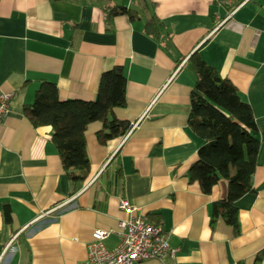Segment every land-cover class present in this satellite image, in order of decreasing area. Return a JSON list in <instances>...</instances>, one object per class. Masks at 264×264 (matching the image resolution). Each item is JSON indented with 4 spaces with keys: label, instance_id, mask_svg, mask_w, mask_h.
<instances>
[{
    "label": "crops",
    "instance_id": "obj_1",
    "mask_svg": "<svg viewBox=\"0 0 264 264\" xmlns=\"http://www.w3.org/2000/svg\"><path fill=\"white\" fill-rule=\"evenodd\" d=\"M152 18L158 39L144 32ZM195 51L235 86L256 125L253 192L235 202L236 228L213 215L227 182L203 194L189 180L204 144L189 126L195 76L186 61ZM115 66L126 105L113 114L130 130L100 144L102 124H89L88 178L71 184L50 128H34L24 105L44 83L61 101H93ZM0 90L12 94L0 123V264H77L96 230L110 233L103 245L114 250L127 219L121 200L177 249L174 260L139 264H264V0H0Z\"/></svg>",
    "mask_w": 264,
    "mask_h": 264
},
{
    "label": "trees",
    "instance_id": "obj_2",
    "mask_svg": "<svg viewBox=\"0 0 264 264\" xmlns=\"http://www.w3.org/2000/svg\"><path fill=\"white\" fill-rule=\"evenodd\" d=\"M109 9L111 15L134 19L125 7ZM144 32L158 39L160 25L152 18L145 23ZM186 64L195 76L189 96V126L204 141L189 169V180L197 182L203 194H210L221 179L227 182L226 198L214 205L213 215H220L236 228L235 202L253 192L251 179L257 165L259 142L252 135L256 130L252 110L240 100L235 86L208 66L198 51L189 56ZM125 86L123 70L115 66L101 74L93 101H61L56 86L44 83L35 92L32 103L24 105V116L34 128H50L51 140L71 184L88 178L85 131L89 124H102L96 135L100 144L123 137L130 130L127 121L113 114L114 109L126 105ZM10 214V206L5 203V223L10 222Z\"/></svg>",
    "mask_w": 264,
    "mask_h": 264
},
{
    "label": "built area",
    "instance_id": "obj_3",
    "mask_svg": "<svg viewBox=\"0 0 264 264\" xmlns=\"http://www.w3.org/2000/svg\"><path fill=\"white\" fill-rule=\"evenodd\" d=\"M11 99V93L0 90V123L9 113ZM119 208L126 213L127 219L119 221L114 232L119 238L118 246L112 251L107 250L103 241L110 233L96 230L86 245L85 260L77 264H139L149 260L175 259L177 249L171 248L169 233L137 214V209L125 200L120 201Z\"/></svg>",
    "mask_w": 264,
    "mask_h": 264
}]
</instances>
